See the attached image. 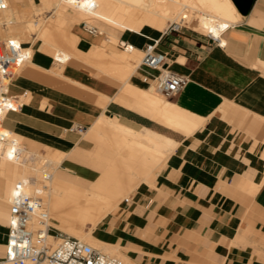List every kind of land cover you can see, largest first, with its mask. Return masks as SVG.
<instances>
[{"label": "crops", "instance_id": "crops-1", "mask_svg": "<svg viewBox=\"0 0 264 264\" xmlns=\"http://www.w3.org/2000/svg\"><path fill=\"white\" fill-rule=\"evenodd\" d=\"M15 1L19 5L13 8L20 10L22 0ZM70 16L63 27L76 17L85 22ZM241 16L221 34V43L184 31L153 36L168 69L188 78L172 102L145 81L146 73L155 71L138 67L125 80L100 72L95 66L112 69L105 54L123 52L120 44L103 47L120 33L96 26L93 32L88 25L77 34L64 31L73 38V57L64 65L40 41L39 49L54 59L35 52L32 66L9 87L8 96L20 108L5 115L3 128L24 138L37 134L55 145L46 148L62 154L55 169L62 183L124 205L120 215L104 219L96 234L107 245L128 249L132 259L264 264V0H254ZM126 34L120 43L143 53L148 40L131 43ZM126 85L162 98L167 116L194 128L168 124L156 110L125 94ZM78 128L95 142L93 150L81 146ZM128 130L137 137H129ZM149 139L169 149H156ZM18 172L17 165H4L0 158V259L8 234V223L1 221L8 215V189Z\"/></svg>", "mask_w": 264, "mask_h": 264}, {"label": "bare ground", "instance_id": "bare-ground-1", "mask_svg": "<svg viewBox=\"0 0 264 264\" xmlns=\"http://www.w3.org/2000/svg\"><path fill=\"white\" fill-rule=\"evenodd\" d=\"M6 4L7 8L5 10H8L9 0H6ZM44 6L45 8L53 9L56 12L71 11L78 14L84 19L85 22L83 23L88 25L87 27L89 28L93 27L94 22L101 23L106 27H111L121 33H129V35L132 36L133 41H137L140 38H146L151 40L152 44L157 43L158 38L143 32L142 29L145 27H149L156 32L162 33L173 24L188 25L195 31L220 38L221 34L227 28L236 24L242 17L232 0H53V2L48 4L44 3ZM196 12L198 15H195L197 14ZM63 20L64 18H60L59 26L54 24L49 25L46 29V33L59 32V28L63 25ZM101 31L105 33L107 32L103 28ZM22 32L16 30V26H8L7 20H0V35L4 36L6 33H11L14 37L9 39L22 44L21 39L26 42L30 39V36L26 32ZM64 34L67 37V42L70 41L68 43L69 45L66 46L67 42L64 41L63 45H66L59 46L55 51V58L62 65L67 63L73 57L71 51L73 38L65 32ZM22 35L24 36L21 37ZM57 35L54 34V37H57ZM51 37L54 40L53 36ZM111 38L117 40L115 36H112ZM26 52L29 53L31 57L33 56L31 48L26 49ZM107 55H111L110 57L114 59L115 64L124 65L126 70L118 72L122 77L121 79L125 80L128 78L127 70L132 68L131 61L135 60L133 59L135 54L132 56H130L131 54ZM31 60L32 58L26 60L20 65V68ZM20 68H18L17 71ZM13 79L14 78L6 82L8 84V93ZM123 92L132 96V98H135L138 103L156 110L158 116L163 118L168 124L187 131H192L194 128V125L184 123L177 116H167L166 108L168 103L162 98L129 85H126ZM11 107L15 109L20 108L15 101L12 102ZM102 120L108 122V119L105 116L102 117ZM116 127L118 130L123 129L119 123H117ZM1 131L7 135V138L5 141L0 142V158L4 165L11 163L17 165L19 168L18 178L10 184L8 189L7 200L9 205L18 192L28 195H38L43 199L44 204H49L45 206L50 217L53 219L52 226L56 230L70 234L69 236L79 238L93 247L97 246L94 245L95 243H98L106 248L105 250L109 248L118 249L116 246H111L110 244L109 246L105 243H101L100 240H94L92 230L100 221L108 218L110 214L115 213L118 210L119 205H116L106 197L92 193L89 190L64 184L55 174L52 175V172L46 171L47 169L43 170L42 173V180H47V182L44 183L40 181L38 178V173L40 171L38 165L40 160H46L45 164L50 166L55 162L60 163L62 154L46 147H44V149L46 148L47 152L41 154L39 151V147H41L40 144L9 132L8 130H5L3 126ZM127 133L129 137H137V132L135 133L128 130ZM149 142L152 143V146L156 149H169V146L167 147V145L159 142L156 143L153 139H149ZM28 156L32 157L30 163L26 158ZM34 157L36 158L34 159ZM75 193H77V195H75ZM43 196H45L46 199H44ZM89 225L92 226L91 230L85 232L86 230L84 229Z\"/></svg>", "mask_w": 264, "mask_h": 264}, {"label": "built area", "instance_id": "built-area-1", "mask_svg": "<svg viewBox=\"0 0 264 264\" xmlns=\"http://www.w3.org/2000/svg\"><path fill=\"white\" fill-rule=\"evenodd\" d=\"M6 8V0H0V10ZM180 30L181 25L173 24L165 33ZM208 37L221 43L217 37ZM122 45L125 50L130 46L126 43ZM157 45L158 42L145 46L139 67L157 72H147L145 81L152 83L157 94L172 99L187 86L188 78L168 69L166 55L157 51ZM31 58L24 44L12 39L0 40V142L7 138L1 131L4 116L16 110L11 107L15 100L8 96L6 82L14 77L22 63ZM77 131L84 133L85 130L78 128ZM52 222L40 196L18 192L10 203L5 256L0 259V264H127L120 257L106 254L78 238L56 230Z\"/></svg>", "mask_w": 264, "mask_h": 264}, {"label": "rangeland", "instance_id": "rangeland-1", "mask_svg": "<svg viewBox=\"0 0 264 264\" xmlns=\"http://www.w3.org/2000/svg\"><path fill=\"white\" fill-rule=\"evenodd\" d=\"M10 1H11V5H10L9 9L6 10V11H1L0 12V17H1L0 20H3V21L4 20H7L8 26H10V27L16 26V30H18V31L20 30L21 32L23 31L24 33L26 32L30 36V39L28 40V42L24 41L23 39H21V42H22V44L25 45L26 49L31 48V49L34 50L33 55H34L35 52H37V53L43 54V55H45V56H47V57H49V58H51L53 60L54 58L52 57V55L50 53H47V52H51V53L55 54V51H56V49L59 46L60 47L61 46H65L66 44H67L66 46L69 45L68 43L70 41L67 42L68 40H66L67 37L64 34V31L65 30L68 31V32H71L72 31L73 33L77 34V32L80 31L81 27L84 25L83 22H82V20L80 18H77L76 17L74 22H70L69 21V23H67V25H65L63 27L64 21H65V18L64 17L65 16H67L68 18L71 17L70 14L73 13V12H71V11H64V12L63 11H59V12H56L53 9H47V8H45L44 3L48 4L50 2H53V0H34V1L32 0L33 4H31L30 0H22V2L20 3V6H21V9L20 10H15L13 8V7H16V6L19 5L15 0H10ZM237 11L239 12L238 9H237ZM73 14H75V13H73ZM76 15H78V14H76ZM195 15H198V13L195 14ZM60 18H64V20H63V25L59 28V32L56 31V32H53V33L52 32L46 33V29H47V27L49 25L54 24L56 26H59V20H60ZM241 19H242V17H241ZM79 21H80V23H79ZM95 23L96 22H94L93 27L96 26L99 31L102 28L105 31L109 30V28H110L112 31L117 32V33H120V34H118L119 39H117V40L111 39L112 42L111 41L109 42L107 36L105 35V37L107 38V40L104 42V45H103V47L105 49L108 48L109 45H117V44H120L121 45V49L123 51L120 54H126V55L127 54L128 55L131 54L130 56H132V55L135 54V57L133 58L135 60H132L131 61L132 62L131 63V67L132 68L130 70H127V74H128V76L130 74V76H129V78H130L131 75L140 66L144 54L142 52H138L139 49L135 48L133 44H128L130 46L127 48V50H125V47L122 45V44H124V42L122 44L120 43V35L121 34H124V33H121V32H119V31H117V30H115V29H113L111 27H108V26H107V28L106 27H102L98 23H96V24ZM238 23H236V24H238ZM142 31H145V32H147L148 34H150L152 36H156L157 35V32L155 30H152L149 27H145L144 29H142ZM180 31L190 32V33H193V34H196V35L197 34H204V33L195 31L193 28H191L188 25H181V30ZM54 34L55 35L58 34L57 37L59 38V40H58L57 37H54ZM50 35L53 36L54 40L52 39V37ZM158 35H161V34H158ZM205 35H207V34H205ZM23 36L24 35H22L21 37H23ZM126 36L130 39L131 43L132 42H135V41L131 40L129 34H126ZM13 37L14 36H12L11 33H6L4 36L0 35V40L5 41V40H7L9 38H13ZM55 40H56V43H55ZM146 40H148V42H149L148 44H150V43L152 44L151 40H149V39H146ZM40 41H42L43 43H45L47 45V49H46L47 52L41 51L39 49V47H40ZM59 41L61 42L62 45L60 44ZM64 41L67 42V43L63 45V42ZM77 42H78V39L76 38L75 45L77 44ZM77 46H78V44H77ZM102 56H103V54L101 55V57ZM107 58H108L107 61L110 63V66L112 67L111 71H108L109 69L107 71H103V70L99 69L97 66H95V65L94 66L100 72H102V73H107L109 75H113L114 77H116L118 79L122 78L121 75L118 72L119 71L126 70L125 67H124V65H120V64L117 65V64H115L114 59L112 57H110L109 55H107ZM28 63L24 64L16 72V74L14 75L13 78L18 77L20 74H22L24 72L23 70H26L29 66H32V60L30 62H28ZM100 66H101V68L103 67L102 65H100ZM104 68L105 67H103L102 69H104ZM134 69H135V71H134ZM260 69L264 70V66L261 65L260 66ZM56 72H58L59 75L61 74V71H59V70L56 71ZM163 98L165 100H168V101H171L172 102V99H166L165 97H163ZM84 134H85V131H84V133H82L81 135H79L80 138H82L81 146L84 147L86 150H93L95 148V145H96L95 142L89 141V140L85 139ZM26 138L27 139H31V140H33V141H35V142H37V143H39L41 145V147H39V151H40L41 154H45L47 152L46 151L47 149L46 148L44 149V147H50V148H53V149H57L55 147V145H53V144H50V143H47L46 144L45 141H43L39 137V135H37V134H29V135L26 136ZM150 151L152 153L158 154L159 157H163L162 154H159L158 152H156L154 150H150ZM26 158L28 159V162L30 163V161L32 160V157L28 156ZM35 158L36 157H34V159ZM263 158H264V153H263ZM45 161L46 160H40L39 165H38L40 167V171L38 173V178H39L40 181H42L44 183L47 182V180L46 181H43L42 180L43 170H46L47 169L46 171L52 172V175H54L55 174V169L60 165L59 162H55L54 164H52L50 166H47L48 164H45ZM67 172H69V171H67ZM262 183L264 184V173H263V181H262ZM102 193L104 195L105 194L108 195L109 194V191L107 189L106 190L103 189ZM75 195H77V193H75ZM43 198L46 199L45 196H43ZM45 205H49V204L45 203ZM61 205H66V204H61ZM123 207H124V205L121 204L120 207H119V209L115 213L111 214L110 217H115V216L120 215V213L122 212ZM9 209L10 208L8 206V208H7V210H8V213L7 214L8 215H6L2 219V221H1V223H3L4 225H7V223H8ZM107 220H102V222L100 221L96 225V227L94 228L95 230L94 229L92 230V236H93L94 240H97V241L100 240L98 238L97 234H96V231L98 230L100 232V229H102L104 227V223ZM91 228H92V226L89 225L84 230H86L85 232H89L91 230ZM62 233L66 234L68 236L70 235V234H67L65 232H62ZM100 242L103 243L101 240H100ZM94 245H97V246H94V247H96L97 249L102 250L103 252H105V253H107L109 255H112V256H116L117 255V257H120L121 259H123L127 264H151V263H149L150 262L149 261L150 259H145L144 260V259H141V258H138V259H132V258H130L128 256L129 250L128 249H125L123 247L121 248L120 245H119V248L118 249H111V248H109L107 250H105L106 248H104L102 245H100L98 243H95ZM132 253H134V252H132Z\"/></svg>", "mask_w": 264, "mask_h": 264}, {"label": "water", "instance_id": "water-1", "mask_svg": "<svg viewBox=\"0 0 264 264\" xmlns=\"http://www.w3.org/2000/svg\"><path fill=\"white\" fill-rule=\"evenodd\" d=\"M242 15H247L253 5L254 0H232Z\"/></svg>", "mask_w": 264, "mask_h": 264}]
</instances>
